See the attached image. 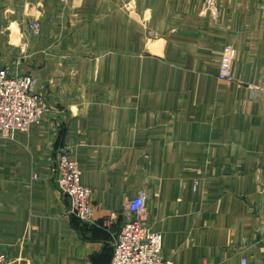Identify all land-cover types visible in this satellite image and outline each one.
I'll use <instances>...</instances> for the list:
<instances>
[{
  "label": "crops",
  "instance_id": "0c3cea01",
  "mask_svg": "<svg viewBox=\"0 0 264 264\" xmlns=\"http://www.w3.org/2000/svg\"><path fill=\"white\" fill-rule=\"evenodd\" d=\"M5 19L45 111L0 137L2 264H110L138 194L173 264H264V0H0ZM62 155L89 223L68 214Z\"/></svg>",
  "mask_w": 264,
  "mask_h": 264
},
{
  "label": "built area",
  "instance_id": "2783aa9c",
  "mask_svg": "<svg viewBox=\"0 0 264 264\" xmlns=\"http://www.w3.org/2000/svg\"><path fill=\"white\" fill-rule=\"evenodd\" d=\"M29 28L34 35H38L40 24L33 21ZM234 58L235 50L225 47L218 66L219 81L233 82ZM44 111L42 99L33 92L30 75H13L7 69H0V137L5 138L14 132L26 133L40 125ZM56 173L57 186L69 200L68 214L83 223L91 222V192L82 186L81 172L76 163L62 155L58 159ZM125 212L130 220L123 224L113 240L110 264H173L161 255L160 235L145 226L147 205L143 194L127 202ZM111 221L110 217L105 224ZM2 261L0 256V264ZM241 264H245V260Z\"/></svg>",
  "mask_w": 264,
  "mask_h": 264
},
{
  "label": "rangeland",
  "instance_id": "374dc122",
  "mask_svg": "<svg viewBox=\"0 0 264 264\" xmlns=\"http://www.w3.org/2000/svg\"><path fill=\"white\" fill-rule=\"evenodd\" d=\"M5 13L7 14L8 12L3 10V14ZM7 20L9 19H5L4 21H2V23L0 22V69L1 70L7 69L11 74L18 75V74H15L14 67H16L17 65V61H18L17 58L19 59L20 57H23V55L25 54V47L24 45H20L21 44L20 41L17 45H10V44H15V43H12L13 42L12 41V37H13L12 26H15V23H14V20L11 19L9 20L8 24H5L6 23L5 21ZM18 31L20 34L19 35V39H20L21 33H23L24 31L23 30H18ZM30 33L34 37H36V36H39L40 31L38 35H34L31 30H30ZM19 64L24 65V60H21Z\"/></svg>",
  "mask_w": 264,
  "mask_h": 264
}]
</instances>
